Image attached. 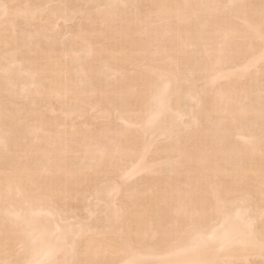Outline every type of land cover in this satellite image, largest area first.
Instances as JSON below:
<instances>
[{
  "label": "bare ground",
  "instance_id": "obj_1",
  "mask_svg": "<svg viewBox=\"0 0 264 264\" xmlns=\"http://www.w3.org/2000/svg\"><path fill=\"white\" fill-rule=\"evenodd\" d=\"M259 5L0 0V264H264Z\"/></svg>",
  "mask_w": 264,
  "mask_h": 264
},
{
  "label": "snow or ice",
  "instance_id": "obj_2",
  "mask_svg": "<svg viewBox=\"0 0 264 264\" xmlns=\"http://www.w3.org/2000/svg\"><path fill=\"white\" fill-rule=\"evenodd\" d=\"M5 7H7V6H5ZM216 7L222 8L225 11L234 10L238 14L241 12L246 14L247 10L250 7H254V6L248 5L245 3H227V4L216 5ZM259 8H260L259 35H260V39H261L262 43H264V0H260ZM245 23H246V28H247L249 33L256 31V26L254 23L247 21V20ZM260 62L262 65H264V52H262V54H261V61ZM260 109H261L262 122H264V78H262V81H261ZM262 132H264V127H262ZM200 241L202 244H207L210 242L218 243L220 245L221 250H223L226 246H228L229 244L232 243V241L229 240L226 236L218 238V239L214 238L212 236H209L207 238L200 237ZM261 255H262V257H264V241H262V243H261ZM181 264H206V262L183 261V262H181ZM214 264H235V262H230V261L225 260V261H216V262H214ZM249 264H251V262H249Z\"/></svg>",
  "mask_w": 264,
  "mask_h": 264
},
{
  "label": "rangeland",
  "instance_id": "obj_3",
  "mask_svg": "<svg viewBox=\"0 0 264 264\" xmlns=\"http://www.w3.org/2000/svg\"><path fill=\"white\" fill-rule=\"evenodd\" d=\"M68 20H69V21H68ZM68 20H66V21H58V22H59L58 24H60V25H59V26H60V29L64 28V29H66V30H69V29H67V27H70L71 25H73V22H74V21H73V19H71V20L68 19ZM74 20H75V19H74ZM60 22H61V23H60ZM59 26H58V27H59ZM65 26H66V27H65ZM68 36H69V34L66 33V34H65L64 36H62L61 38L64 39V38H66V37H68ZM200 83H201V82H200ZM200 83H197L198 86H199ZM200 85H201V84H200ZM91 113L93 114V111H89V112L87 113V116L89 117V115H90ZM92 114H91V115H92ZM77 119H78L79 121H80V119L83 121L85 118H83V119H82V118H76V119H74V122H78ZM111 121H112L111 123H112L113 125H114V124L117 125V124L120 123L119 121H116V120L113 119V118L111 119ZM158 141H160V140H158ZM134 178H135V177H134ZM131 179H132V178H131ZM132 180H134V179H132ZM129 181L131 182L130 179H129ZM126 182L128 183V181H125V183H126ZM123 186H124V185H123ZM89 199H90V198H89ZM115 204H116V202H115ZM80 213H81V214H80ZM80 213H79V218L82 217V220H83V218L85 219V218L87 217V216H85L86 214H85L83 211L80 212ZM80 216H81V217H80ZM85 220H87V219H85ZM67 221H70V220H67ZM60 223L62 224V223H64V222L61 221ZM257 260H259V259H257ZM257 260L254 258V261H255V262H258ZM251 261H252V259L250 260V262H251ZM254 261H252V262H254ZM252 262H251V264H252Z\"/></svg>",
  "mask_w": 264,
  "mask_h": 264
}]
</instances>
